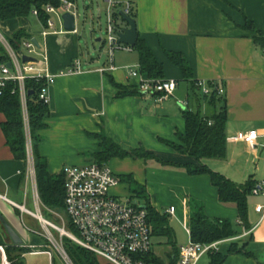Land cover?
Wrapping results in <instances>:
<instances>
[{"label": "crops", "instance_id": "obj_1", "mask_svg": "<svg viewBox=\"0 0 264 264\" xmlns=\"http://www.w3.org/2000/svg\"><path fill=\"white\" fill-rule=\"evenodd\" d=\"M112 1L132 5L131 18L136 21L137 38L145 42L164 66L163 80L176 84L172 96L162 101H157V95L145 93L113 97L110 78L123 86L138 85L139 81L129 77L133 63L138 65L137 53L132 49L130 52L115 50L111 71L107 60L100 63L90 56L83 59L77 24L73 33L65 32L61 24L54 26L56 33L42 36L46 26L38 17L40 29L37 31L32 30L26 17L0 22L4 36L22 29L29 39L36 40L40 51L47 56L46 63L40 67L56 75L47 91L49 116L38 143L49 174H61L69 166L92 162L87 154L98 152L95 135L102 134L124 151L143 148L159 160L175 165L148 160V166H142L145 175L135 172V180L146 187L152 206L161 215H167L177 248L180 244L176 242L174 228L178 224L189 235L192 199L203 204L204 214L209 218H226L236 225L235 208L219 203L209 176H189L179 165L195 164L194 159L173 151L162 140L178 142L175 134L184 132V111H200L203 117L209 112L201 90L196 88L198 83L219 85L224 89L226 108V156L221 160L208 159L205 165L234 184L245 185L250 180L257 185L264 181V72L261 61L264 0ZM247 21L251 29L244 28ZM166 52L181 54L191 69L190 80L182 79L180 70L167 61ZM74 61L79 62L80 71L60 75ZM4 121L5 116L0 113V125ZM250 131L257 132L254 147L233 140L237 133ZM29 162L28 149L26 161L14 159L0 130V243L6 245L11 242L7 243L3 222L11 225L23 239L14 214L19 203L13 202L11 197L20 191L26 195L28 188L33 192L35 177L32 179L29 173ZM32 169L34 171L33 158ZM167 191L177 192L180 210L171 205L161 213L156 208L154 200ZM247 199L250 230H243L238 237L231 238L220 251L224 254L231 243L247 242L245 251L253 258L231 255L226 258L228 264H264V216L254 210L257 205H264V197L251 195ZM27 200L25 196L21 204L24 206ZM170 208H174L172 213H169ZM243 236L246 237L241 238ZM155 238L161 237L152 235V253L158 258L161 250H171V247L166 243H153ZM203 258L207 256L200 262Z\"/></svg>", "mask_w": 264, "mask_h": 264}, {"label": "trees", "instance_id": "obj_2", "mask_svg": "<svg viewBox=\"0 0 264 264\" xmlns=\"http://www.w3.org/2000/svg\"><path fill=\"white\" fill-rule=\"evenodd\" d=\"M75 3L76 0H67ZM60 8L61 0H0V22L6 20H14L24 18L32 14L33 10L38 12V20L46 26V20L49 15L45 12V7ZM119 10L114 12V17L120 19ZM133 17V14H131ZM245 29H251V23L247 21ZM13 50H18L23 40L29 39L24 30L19 29L10 36H4ZM261 46H264L261 42ZM137 53L138 73L155 82L165 81L164 66L156 60L151 50L146 46L145 42L137 38L136 43L131 47ZM165 57L170 64L175 65L182 74L184 81L190 80L191 69L179 53H165ZM9 60L8 54L0 43V63ZM114 88V96L124 98L127 96L141 95L138 85L123 86L109 79ZM194 83V82H193ZM196 84V83H194ZM44 86L43 81L25 80L24 87L26 94V114L27 125L29 130L30 144L32 145V158L34 160V175L36 178V190L43 205L50 209L65 211L64 201V176L63 174L51 175L47 169V161L42 157L38 150L40 142V132L45 130V119L49 116V106L38 98L40 89ZM211 88L209 95L201 96L205 100L209 112L201 115L200 111H184L182 118L184 121V132H176L175 137L178 142L163 141V143L177 153L194 159L195 164L179 165L189 176L208 175L210 184L217 191V200L225 206H232L238 214V223L234 225L229 219L209 218L204 214L203 204L196 200L189 203V224L188 231L190 241L193 243L206 244L223 239L238 237L243 230H250L248 224V197L256 183L248 181L245 185L234 184L223 174L214 172L205 165L206 160L225 158V127H226V108L224 104V95H218L215 84L207 83ZM198 89V87H196ZM223 88V87H222ZM196 94V92H194ZM0 113L5 116V121L0 125L6 146L9 147L15 160L26 161V133L24 130V115L22 112L21 99H19V85L8 82L5 89L0 95ZM98 140V152L89 153L87 156L95 158L97 164H107L114 158H133L154 160L166 165L161 159L159 160L151 152L143 148L136 150L124 151L118 144L110 141L104 135H95ZM119 182L124 183L128 189L130 196H135L147 211L149 222L151 225L152 235L155 237H164L166 244L171 247L170 252L166 255L169 264H177L179 248L175 246V236L169 227L168 217L166 214H160L151 204L146 187L137 183L133 176H122ZM67 230L74 232L72 224L69 221ZM63 248L72 264H99L98 259L89 251L81 249L68 238L63 237ZM229 249L223 254L221 251H210L206 256L209 264H224L226 258L231 255L242 254L248 258L252 255L245 251L247 242L237 245L236 242L231 243ZM6 252L10 264H22L21 257L28 252L27 247L14 246L12 243L7 245ZM146 261L150 264H158L159 258L155 257L152 251L146 257Z\"/></svg>", "mask_w": 264, "mask_h": 264}, {"label": "built area", "instance_id": "obj_3", "mask_svg": "<svg viewBox=\"0 0 264 264\" xmlns=\"http://www.w3.org/2000/svg\"><path fill=\"white\" fill-rule=\"evenodd\" d=\"M107 8L105 14L106 27L104 34L106 38L102 40L103 44L108 43L109 49L107 62L109 71L113 54L115 50L132 51L130 46L116 45L118 39L116 34L127 27L126 21H121L114 17V12L120 13L131 18L132 5L129 2H114L104 0ZM61 9L63 13L57 15L61 22V16L68 12L74 17L75 26L77 24V7L67 0H61ZM45 12L49 15L46 20V28L42 36L50 32L56 33L54 23L50 19L51 14H57L55 7H45ZM32 15L37 17L38 12L33 10ZM121 18V16H120ZM122 19V18H121ZM62 24V22H61ZM0 43L8 54L9 60L0 63V95L8 82L19 85V99H21L24 121L27 123L26 114V90L25 80H41L44 86L38 93V98L44 104H49L47 91L53 84L56 75L50 74L40 65L45 64L47 56L41 52L39 47L33 43V40L26 39L21 42L18 50H13L6 39L0 35ZM32 58L33 62H23L22 57ZM261 61L263 62L264 72V47L261 50ZM10 63V67H7ZM81 67L78 61H74L66 73H75L80 71ZM129 77L139 81L138 86L143 94L157 95V101H162L170 96L175 89L176 84L170 81L149 80L138 73V69L129 70ZM198 89L204 95H209L211 88L205 83H198ZM218 95H224V89L221 86L215 88ZM257 137L256 131L248 133H237L234 141L245 143L248 147H254ZM27 149L31 147L26 139ZM64 176V201L65 214L70 220L74 232L63 231L58 227L54 229L75 243L81 249L91 252L98 260L106 264H150L146 257L152 251V232L147 211L140 204L130 203V198L124 202L117 200L116 196L111 194L112 190L119 184V179L114 175L106 164H97L95 162L85 163L83 166H69L62 170ZM251 195H260L264 197V181L255 185ZM14 205L13 203H10ZM255 212L264 216V205H257ZM174 208L169 209L172 213ZM50 225L49 223H47ZM227 242V240L213 243L199 244L189 241L187 244L180 245L177 264H199L200 259L206 256L210 251H218V247ZM7 245L0 243V264H10L6 252ZM50 256V253H47Z\"/></svg>", "mask_w": 264, "mask_h": 264}, {"label": "rangeland", "instance_id": "obj_4", "mask_svg": "<svg viewBox=\"0 0 264 264\" xmlns=\"http://www.w3.org/2000/svg\"><path fill=\"white\" fill-rule=\"evenodd\" d=\"M77 7V29L79 30V37L82 39V54L81 58L85 59L87 56L94 58L96 61L100 63H104L107 60L108 43L103 44L102 41H95L97 39L103 40L106 38L104 34V29L106 27L105 21V12L107 5L104 0H76L73 4ZM57 14H51L50 19L54 23L55 27L61 25L59 18L57 15H61L63 10L60 8H56ZM28 22L30 23L32 30L37 31L40 29V23H38L37 19L33 15H29L26 17ZM0 35L4 39L5 33L0 28ZM133 68H139V65L133 63ZM24 130L26 139L30 142L29 138V130L28 125L24 121ZM178 141V140H177ZM26 145V144H25ZM31 145V144H30ZM27 148V145H26ZM27 150V149H26ZM32 145L28 149L29 153V173L32 175V179H34V171L32 169ZM90 161L97 162L95 158L90 157ZM142 163V164H141ZM148 160L144 159H133L129 158H114L107 163V167L111 169L114 173L117 174L119 181L122 176L132 175L135 179V172H139L142 176L145 175L144 168L148 166ZM85 164V163H84ZM83 164V165H84ZM76 164V166H83ZM146 165V166H145ZM34 188L33 192L29 188L27 189V193H23L20 191L18 195L12 196V201L15 203H19L18 208L14 210L15 218L18 222L17 230H20L21 235L23 236L22 247H27V251L21 258L22 264H72L70 259L68 258L66 251L63 248V237L59 231L54 229V227H58L60 229H64L63 231H68L67 227L70 225L65 211L63 210H53L43 205L38 196V191L36 190V178L34 179ZM113 196L117 197V200L120 202L126 201L130 198V203L138 204L140 202L135 196H130L128 187L119 182L118 186L115 187V190L111 191ZM27 197V203L21 204L24 197ZM178 197L177 192H163L157 196L154 200L156 202V208L162 212L169 208V206L173 205L177 210H180V205L176 198ZM142 205V204H141ZM26 206V207H25ZM22 208H26L29 211L28 214L26 211L24 212ZM22 211V212H21ZM40 217L46 223L39 221L37 218ZM49 223L50 225H48ZM71 223V222H70ZM176 232V242L177 244L184 245L189 242V235L185 229L181 228L178 224L174 228ZM244 232V231H243ZM247 236V235H246ZM243 236L241 238H245ZM231 239V238H230ZM230 239H223L230 241ZM11 240L7 238V243H10ZM153 243H166L162 238L153 239ZM226 243V242H225ZM224 245V244H222ZM221 245V246H222ZM237 245L242 246L240 241L237 242ZM221 246L218 247V251L221 250ZM156 250V248H155ZM170 252L169 248H165L160 251L158 264H169V261L166 258V253ZM50 253V256L47 254ZM99 264H106L104 261L98 260ZM207 258H203L200 264H208ZM224 264H228L225 261Z\"/></svg>", "mask_w": 264, "mask_h": 264}, {"label": "water", "instance_id": "obj_5", "mask_svg": "<svg viewBox=\"0 0 264 264\" xmlns=\"http://www.w3.org/2000/svg\"><path fill=\"white\" fill-rule=\"evenodd\" d=\"M122 18V20L126 21L127 27L123 29L121 32H118L116 36H118V39L115 41L116 45H124V46H130L133 47L136 43L138 35L136 34V21L122 13L119 14ZM61 22L63 24V30L68 33H73L76 31V26L74 22V17L69 14L68 12L64 13L61 16ZM97 42L100 41V39L96 40ZM33 43H36V40L33 41ZM23 62H33L32 58L23 56L22 57ZM7 67H10V63L6 64ZM27 95H32V92H27ZM3 222V221H2ZM4 224V230L6 235L10 238L11 243L14 246H22V238L18 236L16 231L13 229V227L6 222H3ZM62 234V233H61Z\"/></svg>", "mask_w": 264, "mask_h": 264}, {"label": "bare ground", "instance_id": "obj_6", "mask_svg": "<svg viewBox=\"0 0 264 264\" xmlns=\"http://www.w3.org/2000/svg\"><path fill=\"white\" fill-rule=\"evenodd\" d=\"M22 210H23L24 212L26 211L28 214H30L29 211L26 210V208H24V209L22 208ZM21 212H22V211H21ZM30 215H31V214H30ZM37 219H38L39 221H42L43 223H46V222L43 221L40 217H38Z\"/></svg>", "mask_w": 264, "mask_h": 264}, {"label": "flooded vegetation", "instance_id": "obj_7", "mask_svg": "<svg viewBox=\"0 0 264 264\" xmlns=\"http://www.w3.org/2000/svg\"><path fill=\"white\" fill-rule=\"evenodd\" d=\"M6 234V233H5ZM6 237L10 240V238L6 235Z\"/></svg>", "mask_w": 264, "mask_h": 264}]
</instances>
